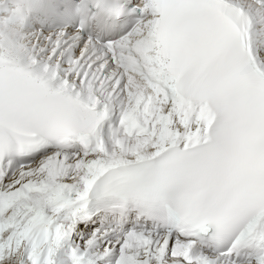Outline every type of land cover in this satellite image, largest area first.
Segmentation results:
<instances>
[{
    "label": "snow or ice",
    "instance_id": "obj_1",
    "mask_svg": "<svg viewBox=\"0 0 264 264\" xmlns=\"http://www.w3.org/2000/svg\"><path fill=\"white\" fill-rule=\"evenodd\" d=\"M0 264H264V0H0Z\"/></svg>",
    "mask_w": 264,
    "mask_h": 264
}]
</instances>
